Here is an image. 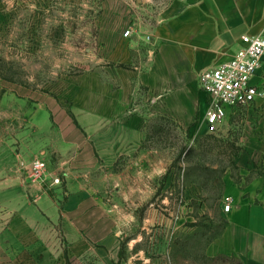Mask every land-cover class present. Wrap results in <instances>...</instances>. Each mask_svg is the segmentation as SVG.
<instances>
[{
  "label": "crops",
  "instance_id": "0c3cea01",
  "mask_svg": "<svg viewBox=\"0 0 264 264\" xmlns=\"http://www.w3.org/2000/svg\"><path fill=\"white\" fill-rule=\"evenodd\" d=\"M263 29L264 0H168L154 23L141 26L146 35L116 36L112 57L128 73L112 87L100 82L97 99L84 102L80 118L56 100L37 102L20 146L0 145L5 161L0 263L173 264L172 227L154 230L143 224L138 228L146 234L131 236L128 229L134 226L118 222L122 208L111 200L152 199L155 163L144 146L145 123L153 116L183 125L206 121L214 100L200 87L199 75L230 60L243 46V36ZM252 83L264 89V57ZM138 89L146 91L151 111L137 105ZM51 106L59 110L52 112ZM238 109L227 107L226 119ZM248 112L255 123L245 125L236 160L239 180L225 178L224 200L232 204L224 213L228 224L209 255L264 264V173L258 158L264 154V97ZM121 156L128 157L125 170L117 169ZM34 159L45 160L49 176L61 175L62 184H30Z\"/></svg>",
  "mask_w": 264,
  "mask_h": 264
},
{
  "label": "rangeland",
  "instance_id": "374dc122",
  "mask_svg": "<svg viewBox=\"0 0 264 264\" xmlns=\"http://www.w3.org/2000/svg\"><path fill=\"white\" fill-rule=\"evenodd\" d=\"M1 1L0 145L15 148L20 146V135L31 127L37 102L56 100L59 107L80 118L84 102L97 99L100 82L115 86L128 69L113 60L114 39L126 29L146 35L141 26L154 23L159 9L168 2ZM130 90L127 88L128 95ZM136 98L138 106L151 111L144 89L137 90ZM51 107L52 112L59 110ZM248 108H239L215 132L209 130L207 120L183 125L173 118H149L144 146L152 150L155 163L153 197L111 200L122 208V215H116L118 222L134 226L128 229L129 235H145L138 228L143 224L154 230L170 225L173 264H243L236 257L211 256L209 248L228 224L225 178L240 177L236 160L242 154L245 125L255 123ZM258 156L263 172L264 154ZM3 163L0 153V167ZM127 165L128 157L121 156L117 169L125 170Z\"/></svg>",
  "mask_w": 264,
  "mask_h": 264
},
{
  "label": "built area",
  "instance_id": "2783aa9c",
  "mask_svg": "<svg viewBox=\"0 0 264 264\" xmlns=\"http://www.w3.org/2000/svg\"><path fill=\"white\" fill-rule=\"evenodd\" d=\"M132 30L126 29L124 36H131ZM243 46L234 56L212 69L199 75L200 87L213 97V104L207 114V124L215 132L227 118V107L242 108L252 105L257 98L264 97V89L252 83L264 57V29L257 35H245ZM30 184L41 183L49 187L62 184V176L50 177L47 164L43 159H34L28 173ZM232 208L231 203L224 205V211Z\"/></svg>",
  "mask_w": 264,
  "mask_h": 264
},
{
  "label": "trees",
  "instance_id": "16d2710c",
  "mask_svg": "<svg viewBox=\"0 0 264 264\" xmlns=\"http://www.w3.org/2000/svg\"><path fill=\"white\" fill-rule=\"evenodd\" d=\"M241 152H242V149H241ZM261 168V167H260ZM262 174L264 173V171L263 172H261Z\"/></svg>",
  "mask_w": 264,
  "mask_h": 264
}]
</instances>
